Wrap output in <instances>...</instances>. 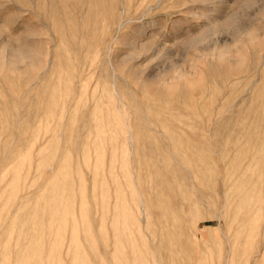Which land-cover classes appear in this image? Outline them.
<instances>
[{"label":"rangeland","instance_id":"1","mask_svg":"<svg viewBox=\"0 0 264 264\" xmlns=\"http://www.w3.org/2000/svg\"><path fill=\"white\" fill-rule=\"evenodd\" d=\"M153 258L264 264V0H0V264Z\"/></svg>","mask_w":264,"mask_h":264},{"label":"bare ground","instance_id":"2","mask_svg":"<svg viewBox=\"0 0 264 264\" xmlns=\"http://www.w3.org/2000/svg\"><path fill=\"white\" fill-rule=\"evenodd\" d=\"M252 206V205H251ZM251 209H254V208H251ZM114 251V250H113ZM99 259V258H98ZM151 264H159L158 263V261H157V259H155V258H153V260H152V263Z\"/></svg>","mask_w":264,"mask_h":264}]
</instances>
